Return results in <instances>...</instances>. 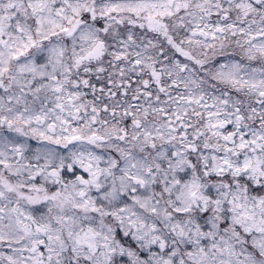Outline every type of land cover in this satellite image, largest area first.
<instances>
[{"label":"snow or ice","instance_id":"snow-or-ice-1","mask_svg":"<svg viewBox=\"0 0 264 264\" xmlns=\"http://www.w3.org/2000/svg\"><path fill=\"white\" fill-rule=\"evenodd\" d=\"M0 264H264V0H0Z\"/></svg>","mask_w":264,"mask_h":264}]
</instances>
